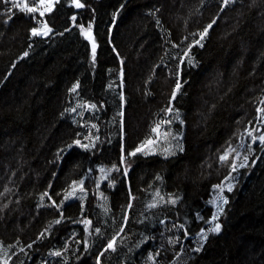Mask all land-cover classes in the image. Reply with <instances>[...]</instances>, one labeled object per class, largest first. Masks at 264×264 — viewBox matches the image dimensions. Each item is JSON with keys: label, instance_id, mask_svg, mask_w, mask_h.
I'll use <instances>...</instances> for the list:
<instances>
[{"label": "trees", "instance_id": "trees-1", "mask_svg": "<svg viewBox=\"0 0 264 264\" xmlns=\"http://www.w3.org/2000/svg\"><path fill=\"white\" fill-rule=\"evenodd\" d=\"M81 2L85 4L82 9L72 7L69 0L56 4L53 12L43 17L53 31L47 37L31 39L28 29L37 26L31 16L38 18L39 14L26 15L13 9L12 19L5 25V5L0 3V193H4L0 206L8 204L0 212V256L7 258L5 253L16 251L8 246L17 239L19 246L35 240L49 221L58 218L59 213L51 207L36 209L42 192L48 190L58 203L62 197L56 193L71 180L84 177V211L80 210L79 199L68 202L63 209L66 219L53 226L50 236L34 245L33 250L26 249L28 257L17 251L9 264H61V259H66L67 264H96L97 255L101 256V264H143L147 251L162 243L166 251L157 259L165 264L175 252L181 253L175 261L186 264H264V152L258 142L249 156L250 166L234 174V190L224 192L228 204L224 205L221 231L208 236L201 252L190 250L196 247L195 233L208 226L197 215L205 220L211 216L213 208L208 201L214 191L212 185L228 173L227 166L218 163L219 154L227 144L237 147L239 141L234 132L239 134L245 127L256 125L255 108L264 96V0H255L254 4L253 0H237L234 7L226 8L210 30L204 47L192 49L196 66H182V80L188 83L173 104L185 121V151L167 159L161 154L138 155L127 179L112 173L116 181L113 187L109 188L107 181L100 182V191L108 197L107 201H98L94 195L95 178L101 175L98 169L118 162L122 144L130 151L146 138L154 137L151 128L163 117L161 110L175 84L177 61L171 56L178 55L180 49H171L162 37L170 36L172 42L179 44L182 37L211 21L219 11V0H206L202 8L199 0ZM154 8H160L157 18L163 28L148 15ZM197 8L201 10L195 11ZM72 16H76V21ZM89 22L98 45L95 63L91 47L77 27ZM113 48L117 51L113 52ZM165 48L169 53H165ZM24 51L29 55L17 59ZM122 67L123 81L119 75ZM145 81L149 83L145 85ZM77 83L76 93H69L68 89ZM121 83L126 98L123 108L119 99ZM146 91L151 94L145 95ZM85 101L97 108H79L61 116L65 108ZM212 104L216 107L209 111ZM119 112H123L122 118L117 116ZM172 129L181 130L179 122L173 123ZM77 132L80 137L75 136ZM88 135L98 137L93 151L74 147L62 163H49L54 161L57 149L71 139L89 143L84 140ZM242 139L245 145L250 142L247 136ZM239 150L246 152V147ZM253 159L255 164H251ZM157 173L162 177L160 181L155 180ZM5 187L9 189L6 193ZM156 188L162 195L178 196L177 206L145 212L144 205ZM129 190L136 199L122 234L127 240L118 239L115 252L105 251L107 240L123 223L121 206H126ZM43 204L48 205L49 201L45 199ZM105 207L109 209L107 213ZM142 214L153 217L150 231L156 239L129 252L145 230L144 224L135 223ZM85 217L92 221L88 234L78 222ZM158 219H166L169 226L173 219L187 222L188 237L178 229L167 234L178 236L183 249L179 244L168 246L166 239H160L158 230L162 226L155 222ZM96 227L101 229L99 234ZM72 233L76 235L68 240L69 247L62 257L48 254L49 250L61 248ZM86 235L87 250L82 243H75Z\"/></svg>", "mask_w": 264, "mask_h": 264}, {"label": "snow or ice", "instance_id": "snow-or-ice-1", "mask_svg": "<svg viewBox=\"0 0 264 264\" xmlns=\"http://www.w3.org/2000/svg\"><path fill=\"white\" fill-rule=\"evenodd\" d=\"M62 0H0V3H3L5 5V12L3 15L5 16V19L3 20V23L7 25L9 21L12 19V16L14 15L13 9L18 10L21 13H24L26 15L28 14H35L38 13L40 17H45V14L52 13L54 10V6L56 4L61 3ZM69 3L72 7L76 9H82L85 7V4L81 2V0H69ZM206 3V0H199V4L201 8ZM237 3V0H219L218 8L219 11L216 12V14L212 17L211 21L203 26L202 29L197 30L196 32H190L187 36H184L181 38L179 44L172 42L170 36L165 38L162 37V39L165 41V43L171 45V49H180V53L178 55L171 56V60L177 61L176 63V71L174 73L175 75V84L171 88V94L168 99L167 105L165 108H163L161 111L163 112V117L158 120L157 123L154 124V126L151 128V132L154 135V137H148L144 141H142L140 144L135 146L132 150H127L124 145H121V151L119 154V160L117 163H113L111 167L104 168L100 167L98 171L101 173L99 177H96V191L94 195L96 196L97 200L103 199L104 201L108 200L107 196H104L103 192L100 191L101 188V181H107L108 187L111 188L115 185L116 181L111 176L112 173H116L119 175H122L125 179L128 178L130 169L134 166L135 158L138 155H143L145 157L150 155H156L161 154L166 159L170 156H176L177 153H182L185 151L184 144H183V128L185 126V121L181 118L180 112L178 109L174 107L173 102L177 99L178 93H181L183 91L184 85H186L188 82L182 80V66L188 65L189 67H195L196 61L194 59V56L192 55V49L194 47H204V43L207 39V37L210 34V30L214 28V25L217 23V20L222 15V13L226 10L228 7H234ZM255 3V0H253V4ZM124 5H121V8H123ZM201 8L195 9V11H200ZM120 9H116V12L118 13ZM160 11V8H154L151 10L148 15L152 16L155 19V23L158 27L163 28V25L161 24V20L157 18V13ZM31 18L33 21H36L37 17L35 15H32ZM71 19L73 21H76V16H72ZM113 23L116 20V14H113L112 17ZM185 23H187V19L185 20ZM77 27L79 28V34L83 39L90 45L91 47V54H92V60L93 63H95V59L97 56V39L93 34V24L89 22L86 26L83 24H78ZM53 30L49 25L44 22L39 27H31L28 29L29 32V39L33 37H47L49 33H51ZM67 31V29H65ZM111 28L109 29V33H111ZM189 37L191 39L189 40ZM181 45H184V47H181ZM28 48H32V44L28 45ZM117 50L113 48V52H116ZM165 53H169V49L165 48ZM29 55L28 51H24L22 53L21 57H17V59H21L22 57H27ZM264 56V53L261 54ZM117 58L119 59V55L117 54ZM164 58L161 57V64H163ZM13 67L15 66V61L12 62ZM121 64H124V61H121ZM264 66V65H262ZM164 67H167L166 64H164ZM120 79L121 81L124 80V69L123 67L120 70ZM251 75V73H250ZM151 79V78H150ZM149 81H145V85H147ZM79 87V84H73L71 88L68 89L69 93H76L77 88ZM123 83H121L120 88L121 91L119 93V99H120V105L121 108H123L125 104V95L123 92ZM228 91H231V88L228 89ZM262 92H264V89H261ZM151 93L146 91L145 95H150ZM227 95V93H225ZM223 97H221L222 99ZM264 96L260 97L259 104L255 108L256 116V126L249 129L248 127H245L243 131L239 134L233 133V136H236L239 143L236 148H233L231 144H227V146L224 148L223 152L219 154L218 156V163L221 166H227L228 173L223 177V179L217 183L212 185V189L216 190V195L213 196L208 203L212 206L213 211L211 216L208 219H204L203 216L197 215L198 220H203L206 225H208L206 228L201 227L198 232L195 233V243L196 247L190 249L193 252L199 253L202 251L204 247V243L208 239L209 234H215L219 233L221 231V223L219 222V216L224 212V205L228 204V199L223 195L225 191L232 192L234 190L235 184L234 181L236 180L235 173H238L240 169H246L250 166L249 162V156L254 151L253 145L257 142L260 146V151L264 152ZM216 107L215 104L210 105L209 111L214 109ZM83 108L87 110H93L97 108L96 104L89 103V102H82L78 103L76 107L71 108H65L64 112L61 113V116H64L66 113H73L77 112V109ZM81 116H83V113H79ZM117 116L123 117V112L117 113ZM175 122H179L180 129L179 131H173L172 125ZM73 123H76V121H73ZM252 121H249V124H251ZM92 128H96L95 124L91 125ZM121 133L123 134V121L121 123ZM80 133L77 132L75 134L76 137H80ZM247 136L250 138V142L245 145L242 137ZM84 140L90 141L89 143H84L79 138H73L71 139L70 143H66L62 148H58L57 152L54 154L55 158L54 161H49V163H56V162H63L66 159V155H71L72 149L79 148L84 150L85 152H91L96 148L95 141L98 140V137H93L91 135L85 136ZM246 152H241L239 149L245 148ZM132 158V159H129ZM256 161L253 159L251 161V164H255ZM92 172V169L89 168V173ZM56 173H53V176H55ZM88 175V173H86ZM91 178V177H89ZM162 177L159 175V173L156 174L155 180L160 181ZM52 187L51 182H49V188ZM149 187H153L152 185H149ZM9 189L5 187L4 192H8ZM4 195V193H0V196ZM57 197H62L59 202L53 198V196L50 194L48 190H45L42 192L39 196V200L41 203L37 204V208L41 207H51L55 209L56 212L59 213L58 218H55L51 221H49L45 228L37 234L35 240L31 241L30 243L19 246L20 241L17 239L14 245H9V248L15 247L16 251L11 252V254L5 253L7 258H4V256H0V264H9V261L12 259L13 256L16 255V252L22 253L25 257H28L29 253L26 251L33 250L34 245H36L38 242L44 241L46 238H48L51 234V232L54 230V225H60L64 219H66L64 215V207H66L67 203L70 201H73L75 199L80 200V210L81 212L84 211L85 207V197L87 196L86 191V185H85V178L81 177L80 179H73L70 183L66 185L64 189H62L61 192L56 193ZM47 199L49 201L48 205L43 204V201ZM136 197L133 196V193L131 190H129L127 194V202L126 206L122 205V220L123 223L120 226L119 231L115 232L114 235L111 236L107 240V243L104 245L105 251H113L115 252L117 250V243L118 239L119 241H125L127 240V237L122 235L126 231V224L131 219V212L130 210L134 207V200ZM180 198L173 194H168L167 196L162 195L159 188H156L152 199L148 201L144 205L145 212H148L153 209H160V208H169L171 210L172 208H175L177 206V202ZM99 206V205H98ZM8 208V204L5 203L2 206H0V212H3L4 209ZM105 212L109 211L107 207L104 208ZM167 219V217H166ZM166 219H158L155 222H157L160 226H162V230H158V235L160 239L163 241L166 239V243L168 246L172 245H180L181 249H183L184 245L182 244L180 238L178 236L174 235H167L168 233H172L174 230H180L184 237H188L190 235V228L186 221L177 223L175 219L172 220L171 225L169 226L166 224ZM83 225V230L85 234H88L90 232V229L92 228V221L88 218H83L82 220L78 221ZM153 217L152 216H145L142 214L141 219H138L135 221L137 224H144L145 230L140 233V239L136 241L135 245L132 247H129V252L132 251V248H140L141 245H144L145 242L156 239V236L153 235L150 231L151 224L153 223ZM95 232L99 234L101 232V229L96 227ZM76 233H72L71 236L68 237L63 243V246L57 250H49V255L52 257H62V253H66L67 249L69 247L68 240L72 239L73 236H75ZM75 243L77 244H83V248L87 250L89 248V241L87 239V235L81 240H76ZM3 248V245L0 244V249ZM166 249L164 247V244L156 245L151 250L147 251L146 256L143 259V264H165V261L157 259V257L164 256ZM181 255L180 252H175L172 259L168 260L166 264H186L184 261H175V257H179ZM23 264V261L21 262ZM61 264H67L66 259H61ZM96 264H101V256H96Z\"/></svg>", "mask_w": 264, "mask_h": 264}, {"label": "rangeland", "instance_id": "rangeland-1", "mask_svg": "<svg viewBox=\"0 0 264 264\" xmlns=\"http://www.w3.org/2000/svg\"><path fill=\"white\" fill-rule=\"evenodd\" d=\"M36 22H37V26L36 27H39L42 23H44L45 21H44V18L43 17H38L37 19H36ZM256 126V125H255ZM173 131H176V130H174L173 129ZM262 131H264V129L262 130ZM214 193H215V195L217 194L216 193V190H214ZM223 195H224V193H223ZM225 196V195H224ZM224 209H225V207H224ZM225 210H224V212L219 216V222L220 223H222V221H223V218H224V215H225ZM216 234V233H215ZM209 235H213V234H209Z\"/></svg>", "mask_w": 264, "mask_h": 264}, {"label": "bare ground", "instance_id": "bare-ground-1", "mask_svg": "<svg viewBox=\"0 0 264 264\" xmlns=\"http://www.w3.org/2000/svg\"><path fill=\"white\" fill-rule=\"evenodd\" d=\"M213 196H215L214 191H213L212 194H211V198H212ZM35 206H36V209H37V210H38V209H42V207H41V208H37V203H35Z\"/></svg>", "mask_w": 264, "mask_h": 264}]
</instances>
